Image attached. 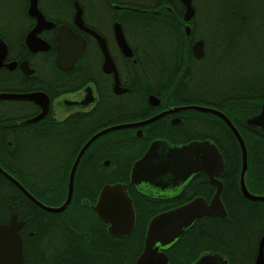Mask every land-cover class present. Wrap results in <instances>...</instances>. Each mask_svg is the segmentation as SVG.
Returning a JSON list of instances; mask_svg holds the SVG:
<instances>
[{
  "label": "flooded vegetation",
  "instance_id": "1",
  "mask_svg": "<svg viewBox=\"0 0 264 264\" xmlns=\"http://www.w3.org/2000/svg\"><path fill=\"white\" fill-rule=\"evenodd\" d=\"M200 1L203 2V0H190L193 15L186 22L183 19L186 7L182 0H0V39L5 45L4 54L0 51V94L36 95L35 99L0 98V157H2L0 159L3 160L5 157L7 169L1 165L0 168L19 182L42 205L58 207L67 194L72 163L80 148L92 135L111 126L140 122L170 108L190 104L187 102L178 105L169 104L170 94L163 92L168 79L163 76L142 77L151 70H154L156 75L158 70L174 67V56L167 62H147L142 54L144 56L148 54L149 48L145 47V42L138 45L133 38L138 34L143 36L148 33L145 22H159L161 27H166L173 37V30L171 31L170 28L178 27L173 24L174 21H178L184 33L185 26H189V34L185 33L189 42L190 35L197 26L195 15L199 10ZM32 2H35L36 10L43 18L38 30L35 28L40 19L37 15L31 14ZM77 11L80 13L82 26L75 21ZM60 26L68 27L84 41L82 54L67 70L60 69L56 64L57 34ZM116 26L119 27L131 50V57L125 56L117 43ZM86 29L92 30L103 39L116 70L118 87L126 91L119 93L114 91V73L103 70L104 55L99 40ZM34 30L36 33H32ZM29 34H33V37H30V45L26 42ZM197 40L201 39L195 38L188 44L191 54L192 44ZM192 57L198 61L203 56L197 59L192 54ZM188 60L190 61L189 58ZM177 82L183 85L181 93L186 99L189 97V88H187L189 79L173 80V84ZM147 86L156 89L160 86L162 90L142 93ZM150 95L157 98V104L149 99ZM174 113L178 112L167 113L147 124L108 131L92 141L82 157L87 154L88 162L93 164L95 159H91L98 151L104 152L110 149L111 138L115 140L114 146H122L127 143L129 136H135L137 141L133 145L138 149L143 148V151L132 164L145 154L154 141L160 142L161 150L157 156L163 158L167 150L175 144L164 138L153 137V134L159 126L180 124L181 119L174 116ZM159 120H162L160 124H154ZM111 134L112 137L108 136ZM222 160L223 167L215 178L222 184L220 200L225 216L206 217L223 219L229 215V221L225 222L226 228L232 232L229 243L223 246V232L220 227H217V231L210 234V237L187 239L180 247L176 246L177 240L163 250L167 264L170 253L173 255L183 253V257L188 260L186 264H192L206 253L219 256L226 264H264V245L260 252V242L264 234V204H238L240 201L234 194L238 191L240 197L250 203L264 201L245 198L239 186L241 165L239 164L238 168V179L234 180L235 161L231 160L227 165L223 156ZM100 164L108 166L110 160L103 159ZM76 170L70 202L61 212H49L38 207L0 173V177L10 183L8 190L11 199V205L6 208L9 214L6 218V214L4 217L0 216V224L8 225L13 215L17 222H22L17 231L22 242V258L24 241L32 245L36 243V239L43 241L46 238L47 212L59 214L56 222H61L64 217H71V214L73 216V210H69V205L75 190ZM257 172L260 183L264 185V159L257 160ZM201 174L213 188L211 198L215 186L208 181L207 175L203 172L193 175L179 187L177 185L180 183L168 188L152 186L148 190V185L142 184V191L151 194L148 198L165 201L163 210L155 215L197 197L180 202L188 189L193 186V182L198 185L195 182ZM225 183L232 188L237 184V191L234 190V194L228 192L225 195L226 203L230 204L228 206L221 196ZM244 183L250 194L264 195L263 192L250 190L246 186L245 178ZM16 193L23 196V199L14 201ZM198 196L204 198L206 202L210 200ZM171 199H176L177 203L169 202ZM83 203L88 205L86 199ZM155 215L148 219L146 227ZM102 222L108 227L106 222ZM200 227V232L206 234L205 225L201 223ZM260 253L262 259L259 257ZM22 260L24 264V258Z\"/></svg>",
  "mask_w": 264,
  "mask_h": 264
},
{
  "label": "trees",
  "instance_id": "2",
  "mask_svg": "<svg viewBox=\"0 0 264 264\" xmlns=\"http://www.w3.org/2000/svg\"><path fill=\"white\" fill-rule=\"evenodd\" d=\"M203 1L202 6L209 8L202 13V18L200 17L199 20L204 36L201 33V35L197 34L195 27L189 38V42L195 38L203 40V57L198 61L193 59L185 33L178 21H174L173 24L178 27L171 26L170 30H173L175 66L155 71L157 73L155 77L163 76L168 79L163 92L170 94V105L184 102L190 104L206 102L207 104L201 105L214 107L229 118L245 144L247 170L244 178L246 186L250 190L264 193V185L260 183L257 175V160L264 159V132L246 124V119L256 114L264 104V0ZM144 25L148 30L144 42L151 46L148 47V53L155 54L153 52H158L156 47L158 43L154 37L159 36L153 35V31L164 33L169 30L161 27L159 22H145ZM158 40L162 39L159 37ZM150 57L158 58L157 55ZM193 64L199 66L197 71ZM186 78L200 81L196 87L199 89L200 97L191 96L190 84L189 97L184 99L181 93L183 85L179 82L173 84V80ZM170 80L172 82L169 83ZM161 90L160 86L158 89L147 86L142 93ZM174 116L179 117L181 123L159 126L153 137L167 139L175 146L196 140H208L214 143L221 151L227 165L231 160L235 161L236 170L233 178L237 180L239 164L241 165L240 151L234 136L224 122L215 115L196 110L180 111L174 113ZM161 121L154 124H160ZM110 140V149L104 152L98 151L91 159H95L93 164L88 162L87 154L81 158L76 170L74 194L69 205V210H73V216L71 214V217H64L61 222H56L59 214L47 212L46 238L43 241L36 239V243L32 245L24 241V264H133L135 262L142 250L147 221L163 210L165 201L148 198V195L140 193L129 183L131 164L143 151V148L138 149L133 145L137 141L135 136H129L126 145L123 146L117 144L114 146L115 140L112 138ZM127 148L132 150L128 151ZM103 159H109L110 164L108 166L100 164ZM3 160L0 159V165L7 169L5 157ZM260 172L263 174V170ZM113 183L127 185V193L131 197L135 213L131 232L121 237L110 235L106 230L107 225L100 221L90 208L101 187ZM195 183L198 185L193 182V186L188 189L180 202H186L198 195L206 199L210 198L213 188L202 174L197 177ZM9 186V181L0 177V210L4 208L5 218L9 214L6 208L11 205ZM234 190L237 191V184L232 188L225 183L222 198L224 199L228 192L234 194ZM234 195H237L236 199L240 201L238 204H264V202L250 203L244 198L243 200L238 191ZM14 197V201L23 199V196L17 193ZM84 199L87 200L88 205L83 203ZM169 202L176 204L177 200L171 199ZM225 204L230 205L226 203V200ZM15 205H17L16 202ZM227 221H229V215L223 219L202 217L183 233L176 246L180 247L187 239L210 237V234L220 227L223 232L222 243L225 247L232 233L226 228L225 222ZM201 223L205 225L208 236L200 232ZM182 254L170 253L169 264H186L188 260Z\"/></svg>",
  "mask_w": 264,
  "mask_h": 264
},
{
  "label": "water",
  "instance_id": "3",
  "mask_svg": "<svg viewBox=\"0 0 264 264\" xmlns=\"http://www.w3.org/2000/svg\"><path fill=\"white\" fill-rule=\"evenodd\" d=\"M182 2L186 7L183 19L187 22L193 15V9L190 6V0H182ZM31 14L37 15L40 19L35 28V30H38L39 23L43 21V18L38 14L35 2H32L31 4ZM79 15L80 13L77 11L75 21L82 26V20ZM184 29L186 35H188L190 31L189 26L186 25ZM35 30L32 33H34ZM86 30L99 40L104 55L103 70L105 72L112 71L114 73V91L117 93L126 91L125 89H119L118 87L116 70L106 51L103 39L92 30ZM115 32L116 40L121 51L125 56L131 57V50L125 42L119 27L116 26ZM30 37H33V34H29L26 38L28 45H30ZM57 39L56 64L60 69L67 70L72 67L76 58L82 54L84 41L80 35L74 34L66 26H60ZM191 50L193 56L200 59L203 56L202 40L195 41L192 44ZM0 51H3V54L5 52V45L1 39ZM0 98L35 99L36 95L0 94ZM149 99L153 101L154 104L158 103L157 98L153 95H150ZM184 110H196L209 113L215 115L224 122L234 136L240 151L241 167L239 172V186L242 195L250 200L264 201V195H252L245 187L244 176L247 169V153L241 135L224 113L214 107L200 104H187L173 107L146 120L111 126L92 135L80 148L72 163L67 194L63 203L58 207L42 205L29 192H27L19 182L1 168L0 173L12 182L38 207L49 212H61L70 202L75 170L83 153L92 141L108 131L147 124L167 113ZM246 124L249 127H254L264 132V104L261 105L258 113L246 119ZM160 150V142L154 141L149 145L145 154L133 163L130 171L129 183L139 192L151 195L148 191H142V184L148 185V190H150L152 186L168 188L169 186H175L180 183L177 185V187H179L188 181L193 175L200 172L207 175L208 181L215 186V190L209 202H206L204 198L197 196L180 206L161 212L151 218L146 227L142 250L137 256L134 264H167V257L163 250L174 244L197 219L202 216H225V210L220 200L222 184L215 178V175L218 174L223 167V160L221 153L215 144L208 140H196L181 146H171L163 158L157 156ZM126 189L127 186L124 183L105 184L101 187L96 202L91 206L92 211L96 214L98 219L108 224L107 230L109 234L115 237L128 235L132 230L134 223L132 200L128 196ZM101 198H103V200H101ZM21 225L22 222H17L14 215L10 218L8 225L0 224V264H23L22 242L17 233ZM263 245L264 234L260 242V252ZM259 257L262 259L261 253L259 254ZM202 261H204V264H226L225 262H222L219 256L210 253L202 254L192 262V264H202Z\"/></svg>",
  "mask_w": 264,
  "mask_h": 264
},
{
  "label": "rangeland",
  "instance_id": "4",
  "mask_svg": "<svg viewBox=\"0 0 264 264\" xmlns=\"http://www.w3.org/2000/svg\"><path fill=\"white\" fill-rule=\"evenodd\" d=\"M203 2L202 1L199 2V4H198L199 10L197 11L195 17L197 18V26H196L197 32L196 33L197 34L201 33L204 36V33L202 32V28L200 27L199 20H200V17L202 18V13L204 11H206V10H209V8L207 6H206V8H204V5L202 6ZM206 2H208V0H206ZM152 34L153 35H158L162 39V40H158L159 37H154V39L158 43V45H156L158 52H153L155 54L148 53V54H145V56H144V54H142V57H144L147 62H155V61L158 62L159 60L160 61H165V60H168V59L172 60V58H173L172 56H174V52H175V46H174V41L172 39V36H170V33H168V31H164V33H161V31H159V33H155L153 31ZM146 35H148V34H145L143 36L138 34V35H136L135 38H133V40H136V43H138V45L142 44V42H144V39H145ZM198 39H200V38H198ZM202 42H203V40H202ZM145 47H149L150 48L151 46L145 45ZM151 55H157L158 58L154 59V58L150 57ZM194 68H195V71H197L199 66L194 65ZM138 77H140V76H138ZM142 77H144V78H153V77H155L154 70L149 71V73H147L146 75H143ZM199 82L200 81H194L192 79L191 80L189 79L187 88H189V85L191 84L190 85V94H191L192 97H200L201 96L200 92H199V89L196 88L198 86ZM199 104H207V103L206 102H201ZM123 145H126V144H123ZM123 150L126 151L124 148H123ZM127 150L130 151L132 149L131 148H127ZM131 165H133V164H131ZM0 211H1L0 212V216H4L5 215L4 208L1 209Z\"/></svg>",
  "mask_w": 264,
  "mask_h": 264
},
{
  "label": "snow or ice",
  "instance_id": "5",
  "mask_svg": "<svg viewBox=\"0 0 264 264\" xmlns=\"http://www.w3.org/2000/svg\"><path fill=\"white\" fill-rule=\"evenodd\" d=\"M101 200H103V198H101ZM202 264H204V261H202Z\"/></svg>",
  "mask_w": 264,
  "mask_h": 264
}]
</instances>
